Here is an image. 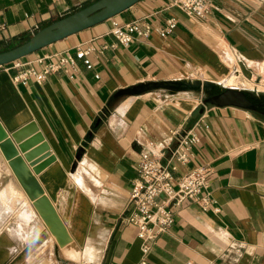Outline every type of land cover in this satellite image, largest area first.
Returning <instances> with one entry per match:
<instances>
[{
	"label": "crops",
	"instance_id": "0c3cea01",
	"mask_svg": "<svg viewBox=\"0 0 264 264\" xmlns=\"http://www.w3.org/2000/svg\"><path fill=\"white\" fill-rule=\"evenodd\" d=\"M91 1L0 0V46ZM170 1L141 0L29 56L90 47L92 68L78 62L72 79L59 72L22 85L12 80L13 70L0 67V124L8 133L35 124L49 155L35 166L53 160L31 173L70 238L59 247L36 212L31 224L41 229L39 244L30 254L20 247L12 251L9 241L20 231L3 232L0 264H139L137 230L125 220L139 153L153 142L165 161L179 136L170 132L189 129L200 142L188 167L209 168L213 203L207 210L195 203L177 210L171 229L151 245L146 264H264V115L204 103L207 96L195 90L159 87L118 95L140 84L233 76L225 87L264 95V0H211L205 18L187 16ZM145 17L153 27L150 36L127 47L116 43L113 24ZM169 17L176 27L161 36L158 29ZM0 159L25 194L1 152ZM184 172L179 167L176 176Z\"/></svg>",
	"mask_w": 264,
	"mask_h": 264
},
{
	"label": "built area",
	"instance_id": "2783aa9c",
	"mask_svg": "<svg viewBox=\"0 0 264 264\" xmlns=\"http://www.w3.org/2000/svg\"><path fill=\"white\" fill-rule=\"evenodd\" d=\"M169 5L187 16L197 18H205L212 9L211 0H171ZM176 24V19L169 17L158 29L159 34H171ZM2 29L3 26L0 25V30ZM152 31V24L145 17L123 26L113 24L110 34L117 44L127 47L137 38L150 36ZM113 47V44L104 45L101 51ZM90 53V47H77L74 51L65 50L34 57L29 55L5 66L13 70L12 80L22 85L43 83L59 72L67 73L68 78L72 79L77 73L78 62L87 69L92 68ZM170 133L172 136H179L175 147L169 149L167 160L162 159V149L153 142H148L141 150L137 174L131 180L128 192L125 220L137 230L136 237L140 241L142 255L139 264H146L151 245L171 229L177 210L190 203L207 210L213 203L208 192L209 168L188 167L193 149L200 142L199 137L193 129L182 134L173 130ZM179 167H185V172L177 177Z\"/></svg>",
	"mask_w": 264,
	"mask_h": 264
},
{
	"label": "water",
	"instance_id": "95a60500",
	"mask_svg": "<svg viewBox=\"0 0 264 264\" xmlns=\"http://www.w3.org/2000/svg\"><path fill=\"white\" fill-rule=\"evenodd\" d=\"M139 1L141 0H97L90 5L69 13L38 29L27 41L12 49L0 52V67L34 54L72 34L102 23L127 10ZM164 83L166 82L140 84L121 90L118 95H135L149 88H169L162 86ZM204 103L219 107L235 106L259 112L253 108V102L246 98L241 90L235 88H227L219 94L209 95L205 98ZM37 144L40 145L39 148L31 151L30 149ZM0 152L36 212L54 236L58 246L64 247L70 242L67 230L31 173V171L38 173L40 169L53 160V158H48L39 166H35L49 157L48 154H45L47 145L44 143L35 124L29 123L12 133L6 132L0 124ZM43 154L45 156L35 160ZM29 167H33V169L30 170Z\"/></svg>",
	"mask_w": 264,
	"mask_h": 264
},
{
	"label": "rangeland",
	"instance_id": "374dc122",
	"mask_svg": "<svg viewBox=\"0 0 264 264\" xmlns=\"http://www.w3.org/2000/svg\"><path fill=\"white\" fill-rule=\"evenodd\" d=\"M0 181V187L2 185V189L0 188V236L3 232H11L13 229H19L20 233H27L28 231L33 230L31 222H33V220H37L38 215L33 206H31V204L29 203V200L27 199L25 194L21 190H19L17 186L13 184L11 178H9V176L5 174L1 159ZM7 189L10 192L9 196L11 195V192L13 193L12 199H5L1 195V192L3 193ZM6 194H8L7 191ZM22 214L26 215V217H24L25 219L20 217ZM9 243L13 247L15 246L16 250L18 249V247H20L22 249L25 248L24 251L28 252L26 246H22L18 239L10 240Z\"/></svg>",
	"mask_w": 264,
	"mask_h": 264
},
{
	"label": "bare ground",
	"instance_id": "6f19581e",
	"mask_svg": "<svg viewBox=\"0 0 264 264\" xmlns=\"http://www.w3.org/2000/svg\"><path fill=\"white\" fill-rule=\"evenodd\" d=\"M233 77H230L228 79L218 80V81H209V80H202V79H196V78H183L175 81H169L164 83L162 86L169 87V88H178V89H187V90H195L203 93L206 96L212 95V94H219L228 87H225L226 85H232L233 84ZM234 88V87H231ZM237 88V87H236ZM243 95L251 100L254 104L253 108L258 110L259 112L264 114V95H254L249 92L243 91ZM6 193H2L1 195L5 197ZM2 197V198H3ZM7 197L9 195L7 194ZM9 199V198H8ZM21 217V216H20ZM2 260V259H1Z\"/></svg>",
	"mask_w": 264,
	"mask_h": 264
},
{
	"label": "clouds",
	"instance_id": "9594fccd",
	"mask_svg": "<svg viewBox=\"0 0 264 264\" xmlns=\"http://www.w3.org/2000/svg\"><path fill=\"white\" fill-rule=\"evenodd\" d=\"M40 235L41 229L37 225L34 230H30L27 233H17L14 239H18L22 246H26L30 254L31 250L39 244ZM15 250V248L12 249V251Z\"/></svg>",
	"mask_w": 264,
	"mask_h": 264
},
{
	"label": "trees",
	"instance_id": "16d2710c",
	"mask_svg": "<svg viewBox=\"0 0 264 264\" xmlns=\"http://www.w3.org/2000/svg\"><path fill=\"white\" fill-rule=\"evenodd\" d=\"M95 1H97V0H93V1H91V2H89V3H87L86 5L82 6L81 8H83V7L87 6V5H90V4H92L93 2H95ZM81 8H79V9H81ZM79 9H77V10H79ZM77 10H75V11H77ZM73 12H74V11H73ZM70 13H72V12H70ZM67 15H68V14H67ZM29 38H30V36H28V37H26V38H18V39H16L15 41L11 42L10 44H5V45H3V46H0V52H3V51H6V50H9V49H12V48L18 46L19 44H21V43L27 41Z\"/></svg>",
	"mask_w": 264,
	"mask_h": 264
}]
</instances>
